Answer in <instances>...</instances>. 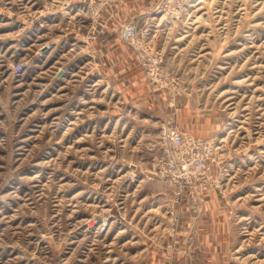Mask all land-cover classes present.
Instances as JSON below:
<instances>
[{
	"label": "rangeland",
	"instance_id": "1",
	"mask_svg": "<svg viewBox=\"0 0 264 264\" xmlns=\"http://www.w3.org/2000/svg\"><path fill=\"white\" fill-rule=\"evenodd\" d=\"M0 264H264V0H0Z\"/></svg>",
	"mask_w": 264,
	"mask_h": 264
},
{
	"label": "built area",
	"instance_id": "2",
	"mask_svg": "<svg viewBox=\"0 0 264 264\" xmlns=\"http://www.w3.org/2000/svg\"><path fill=\"white\" fill-rule=\"evenodd\" d=\"M170 143L174 150L167 148L160 158L154 160L150 177L174 186L177 188V195L181 196L182 189L191 188V176L204 166V160L195 144L205 145V142L191 136L172 134Z\"/></svg>",
	"mask_w": 264,
	"mask_h": 264
}]
</instances>
